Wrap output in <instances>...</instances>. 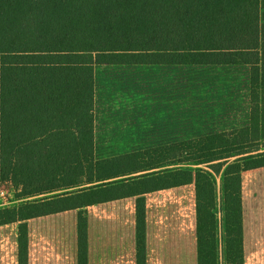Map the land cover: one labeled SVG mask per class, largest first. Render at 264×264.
Here are the masks:
<instances>
[{
    "label": "trees",
    "instance_id": "1",
    "mask_svg": "<svg viewBox=\"0 0 264 264\" xmlns=\"http://www.w3.org/2000/svg\"><path fill=\"white\" fill-rule=\"evenodd\" d=\"M117 61L250 66L249 127L131 154L143 170L171 166V186L196 182L199 264H245L242 173L264 166V0H0L2 175L21 178L23 197L79 189L0 210V225L21 222L20 264H28L26 220L71 208L80 209L79 264H88L82 209L110 192L128 195L126 183H106L125 171L94 150V65ZM137 217L146 264L144 197Z\"/></svg>",
    "mask_w": 264,
    "mask_h": 264
},
{
    "label": "crops",
    "instance_id": "2",
    "mask_svg": "<svg viewBox=\"0 0 264 264\" xmlns=\"http://www.w3.org/2000/svg\"><path fill=\"white\" fill-rule=\"evenodd\" d=\"M251 123L249 65L97 64L95 158L114 160L125 171L106 183H126L119 186L128 195L110 192L106 202L82 209L88 264H138L140 197L146 205V264H199L196 182L171 186L165 172L171 166L143 170L137 166L142 156L131 154ZM153 172H162L159 182H144V174ZM242 210L245 264H264V166L242 173ZM79 212L28 219L29 264H79ZM9 224L0 225V264H20L19 231L11 236Z\"/></svg>",
    "mask_w": 264,
    "mask_h": 264
},
{
    "label": "rangeland",
    "instance_id": "3",
    "mask_svg": "<svg viewBox=\"0 0 264 264\" xmlns=\"http://www.w3.org/2000/svg\"><path fill=\"white\" fill-rule=\"evenodd\" d=\"M101 64H144L145 65L146 63H133L130 61H117V62L101 63ZM152 64H159V63H152ZM96 65H94V69H93L94 109H95V66ZM149 65H151V64H149ZM176 65H179V64H176ZM198 65H208V64H198ZM0 140H1V136H0ZM94 150H95V147H94ZM176 154L182 156V154H186V151L184 149H180L176 152ZM234 159L235 158H231V160H234ZM30 167L31 166H27V168H30ZM204 167L207 168L206 166H204ZM22 183L23 182H22L21 178H19L18 176L16 178L13 175H10L9 177H4L2 175V155H1V150H0V210H5L6 208H9V207L20 206L23 203L36 202V201H39L42 199L50 200V199L58 198L59 196H64L65 194H75L78 192H74V191L79 190V189H73V188L69 189V187L64 186V187H61L59 189H53V190L47 192L46 194H42V195L39 194V195L34 196V197H23V196H27V195H25L24 188L22 190V186H23ZM97 184H100V182ZM221 191H222V178H221V175H218L217 180H216V192H218V197H219ZM16 222H20V221L11 222L12 223L11 224L12 225L11 236H14L15 230H17V231L20 230V224L19 223L17 224ZM6 224L10 225L9 223H6ZM6 224H1V225H6ZM26 224H27V227H29L28 220H26ZM19 247H20V245H19ZM28 264H29V247H28Z\"/></svg>",
    "mask_w": 264,
    "mask_h": 264
}]
</instances>
